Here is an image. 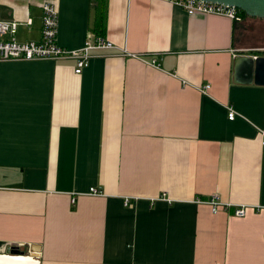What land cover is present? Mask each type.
<instances>
[{
    "label": "crops",
    "instance_id": "0c3cea01",
    "mask_svg": "<svg viewBox=\"0 0 264 264\" xmlns=\"http://www.w3.org/2000/svg\"><path fill=\"white\" fill-rule=\"evenodd\" d=\"M44 2L61 46L102 32L141 58L0 61V264H264V84L234 81L236 55L264 56V17L0 0V18L39 39ZM212 193L246 215L194 201Z\"/></svg>",
    "mask_w": 264,
    "mask_h": 264
},
{
    "label": "built area",
    "instance_id": "2783aa9c",
    "mask_svg": "<svg viewBox=\"0 0 264 264\" xmlns=\"http://www.w3.org/2000/svg\"><path fill=\"white\" fill-rule=\"evenodd\" d=\"M174 5L182 7L188 14L204 13L224 15L231 19L241 17L239 8L233 5L220 3L210 0H164ZM41 36L39 39L18 40L15 36L17 29V21L4 20L0 18V61L12 59H38V58H75L74 72L81 73L82 70L89 65L92 57L91 50L94 49H111L120 50L116 53H121L128 56L139 57L140 54L128 52L125 47H119L112 41L108 40L103 34L95 33L93 36H88L84 40L83 45L78 48H65L61 46L57 39L58 34V10L52 2H44L41 5ZM144 60L158 66L159 62L156 57ZM209 84L204 85L203 90L209 88ZM227 116L232 119L237 113L232 104L226 105ZM264 143V138L262 140ZM89 193L100 194L99 188L91 186ZM161 198L165 199L166 194L162 193ZM72 198V202H74ZM196 202H205L210 205L212 212H217L220 207L227 208L234 206L233 214L236 216H244L247 213L249 204L229 203L220 199L218 193H212L208 198L203 199L196 197ZM124 203H130L129 197H125ZM252 206V205H251ZM258 206V205H257ZM12 246V245H10Z\"/></svg>",
    "mask_w": 264,
    "mask_h": 264
},
{
    "label": "water",
    "instance_id": "95a60500",
    "mask_svg": "<svg viewBox=\"0 0 264 264\" xmlns=\"http://www.w3.org/2000/svg\"><path fill=\"white\" fill-rule=\"evenodd\" d=\"M233 5L246 15L264 17V0H210ZM234 81L264 84V56L238 54L234 62ZM20 250L21 248H17Z\"/></svg>",
    "mask_w": 264,
    "mask_h": 264
},
{
    "label": "trees",
    "instance_id": "16d2710c",
    "mask_svg": "<svg viewBox=\"0 0 264 264\" xmlns=\"http://www.w3.org/2000/svg\"><path fill=\"white\" fill-rule=\"evenodd\" d=\"M240 11H241V14H242V15H244V14H245V13H244L242 10H240ZM98 33H102V32H98Z\"/></svg>",
    "mask_w": 264,
    "mask_h": 264
}]
</instances>
